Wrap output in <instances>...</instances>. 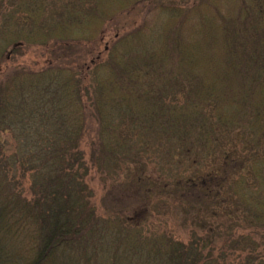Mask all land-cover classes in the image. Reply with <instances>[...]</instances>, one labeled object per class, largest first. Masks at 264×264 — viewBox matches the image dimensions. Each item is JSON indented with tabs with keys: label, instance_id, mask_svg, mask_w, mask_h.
I'll return each instance as SVG.
<instances>
[{
	"label": "trees",
	"instance_id": "obj_1",
	"mask_svg": "<svg viewBox=\"0 0 264 264\" xmlns=\"http://www.w3.org/2000/svg\"><path fill=\"white\" fill-rule=\"evenodd\" d=\"M145 1L162 31L111 24ZM55 2L0 0V264H264V0Z\"/></svg>",
	"mask_w": 264,
	"mask_h": 264
},
{
	"label": "rangeland",
	"instance_id": "obj_2",
	"mask_svg": "<svg viewBox=\"0 0 264 264\" xmlns=\"http://www.w3.org/2000/svg\"><path fill=\"white\" fill-rule=\"evenodd\" d=\"M60 1V2H59ZM63 0H56L55 3L59 6V10H62L63 4L61 3ZM218 1V0H216ZM220 8L224 12H228L230 10H235L238 6H240L241 0H219ZM119 0H111V4L113 5V8L117 9L119 7L118 5ZM153 5H159V2L155 1H149V2H144L141 3V6L135 9L133 7L129 9L126 13H120L119 12H114L116 13L115 18L112 19L111 24H117L119 28H123L122 33L125 31L127 28L129 31L133 30L134 28L137 27H144V30L147 32L151 31H157L160 32L164 29L163 25L164 19L166 18V15L163 13V11L156 10ZM51 7V5H49ZM23 9V8H22ZM16 10V13L22 15L25 17V13H22L20 11V6L18 8H14L13 11ZM58 10V11H59ZM156 10V11H155ZM114 11V10H113ZM118 15V17H117ZM117 17V18H116ZM164 23V24H163ZM29 26L33 25V23L30 25V22L28 21ZM14 27V25H13ZM22 27L26 28L27 26L21 25L20 27L18 26V29H21ZM90 29H88V33L84 34L85 36V43H87L86 47L82 51L83 52V60L81 59V64H86L91 58H94L101 50L103 49V46H97L93 47L91 37H93V33L95 31L93 26H87ZM142 28V27H141ZM114 29L112 28V34ZM145 31V32H146ZM109 32V29L106 31V33H111ZM156 34V32H155ZM123 36V35H121ZM108 40V39H106ZM23 42V41H22ZM25 42V41H24ZM23 42V48L19 49L16 53L12 52V48L9 47L7 51L5 52L6 59L8 60L10 68H15L16 71L22 67H27L30 70H37V68L33 67L35 65H38L41 67L47 60H52L51 55L48 54L50 51H45L46 49L43 50L42 47L37 46L34 41H28L26 43ZM84 43V44H85ZM29 44V46H27ZM92 46V47H91ZM38 62H40L38 64ZM98 184V182H97ZM97 195H96V200L97 204H101V199L104 195L102 188L97 185ZM181 214V215H180ZM182 216V213L176 208L170 209L167 206H165L163 203L158 202L156 204V209H155V220L152 222V225L149 227L152 229L154 232H157L160 227H166V228H175V237L178 236L185 241L188 239V231L185 230L182 226L179 225L181 221L180 218ZM165 224V225H164Z\"/></svg>",
	"mask_w": 264,
	"mask_h": 264
}]
</instances>
